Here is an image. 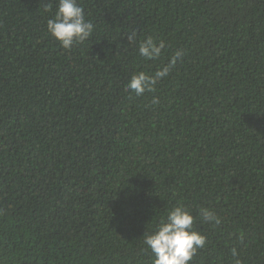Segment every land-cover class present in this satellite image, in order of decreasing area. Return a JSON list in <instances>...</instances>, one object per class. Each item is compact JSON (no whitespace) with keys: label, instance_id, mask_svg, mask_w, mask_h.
Listing matches in <instances>:
<instances>
[{"label":"trees","instance_id":"1","mask_svg":"<svg viewBox=\"0 0 264 264\" xmlns=\"http://www.w3.org/2000/svg\"><path fill=\"white\" fill-rule=\"evenodd\" d=\"M78 3L93 31L65 49L58 0H0V264H152L143 236L181 203L207 238L190 264H233L241 232L264 264V0Z\"/></svg>","mask_w":264,"mask_h":264},{"label":"clouds","instance_id":"2","mask_svg":"<svg viewBox=\"0 0 264 264\" xmlns=\"http://www.w3.org/2000/svg\"><path fill=\"white\" fill-rule=\"evenodd\" d=\"M47 31L65 49L71 48L74 43L88 39L93 31V24L87 20L84 9L78 0H58L57 10L52 19L47 20ZM135 39V33L128 37ZM165 48L163 40L156 41L153 37L141 39L138 44L139 55L146 60H156L161 57ZM183 55V49L175 52L170 63L162 66L154 74L140 71L131 75L125 85V91L131 90L137 96L146 91H154L157 82L166 77L175 64L176 58ZM159 102L157 97L153 103ZM198 215L202 224L217 227L221 219L214 210L201 207ZM195 217L184 204L171 207L165 216L161 217L154 228L143 236V243L153 254L152 264H190L199 249L206 247L207 238L194 229ZM246 239L245 233L236 234L230 238L229 252L233 264H243L241 260V245Z\"/></svg>","mask_w":264,"mask_h":264}]
</instances>
